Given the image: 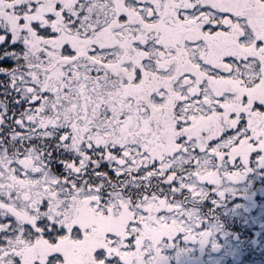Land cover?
<instances>
[{
	"label": "snow or ice",
	"instance_id": "6c2138e0",
	"mask_svg": "<svg viewBox=\"0 0 264 264\" xmlns=\"http://www.w3.org/2000/svg\"><path fill=\"white\" fill-rule=\"evenodd\" d=\"M255 171L264 0H0V264H165Z\"/></svg>",
	"mask_w": 264,
	"mask_h": 264
},
{
	"label": "rangeland",
	"instance_id": "374dc122",
	"mask_svg": "<svg viewBox=\"0 0 264 264\" xmlns=\"http://www.w3.org/2000/svg\"><path fill=\"white\" fill-rule=\"evenodd\" d=\"M242 183L243 182H241L239 185H236L232 193L242 190L241 186L244 187V184ZM242 200H243L242 196L240 197V200L238 198L235 199L233 204L236 202L237 203L231 206L235 208L234 213H236V215H239V212H238L239 207L243 206L245 210H248L247 215L245 216V218L247 219L245 226H248V225L250 226V224L256 223V224H252L253 233L255 234V237L253 238L254 243H252V246L250 247H251V251H257L256 254L261 256V258L264 260V241L261 240V238H263L264 240V207H263L264 205H262V207L255 205L250 210L247 207L248 204H246ZM230 202L232 203V200H230ZM250 211L254 212L253 215L252 213H249ZM251 215L254 217V219L251 218ZM252 220H255V221L253 222ZM220 231H223L221 225H219L218 228L213 229L212 237L210 239H206L204 243H200L199 241H185L183 240L182 236L177 237L174 241V244H173L174 246H176L179 242L183 243L184 247L186 244H193L194 242L196 243V245L194 244L196 246V250L193 252V255L191 257L184 256V258L180 260L182 261L181 263L183 264H203L204 262H206V264H226L228 259H232L233 262L237 263V260L240 259V256L244 254V253L240 254L242 250L241 249L239 250V248L241 247L240 246L241 241H237L236 239L232 240L231 238H229L227 235H225L224 233ZM217 234L220 239H223L222 241L224 242V244L228 245L229 247L228 250L225 251L223 250V248H220L219 246L220 240L214 239ZM223 242L221 243V245H224ZM262 242H263V245L260 244ZM245 247L247 248V245ZM243 250H245V248ZM220 256H224V257H220ZM257 264H264V262L260 261V262H257Z\"/></svg>",
	"mask_w": 264,
	"mask_h": 264
},
{
	"label": "trees",
	"instance_id": "16d2710c",
	"mask_svg": "<svg viewBox=\"0 0 264 264\" xmlns=\"http://www.w3.org/2000/svg\"><path fill=\"white\" fill-rule=\"evenodd\" d=\"M256 179L257 180L259 179V180L257 181ZM242 182H243L242 184H244V187L241 186L242 190L238 192H234L232 194H228L227 202L223 204L221 213L216 216V219L213 222L214 224H218L222 226L223 231H220V232L224 233L232 240L236 239L237 241H241L240 243L241 247L239 248V250L240 249L242 250L240 254L242 253L244 254L240 256V259L237 260V263L233 262L232 259H228L226 264H244L246 262L245 257H244L246 254V251L243 250L244 246L248 245L249 243H250V246H252V243H253L252 241H253V238L255 237V234L253 233L252 224H256V223H252L250 224V226L248 225L249 227L245 226L247 222V219L245 218V216L247 215L248 210H245L243 206L239 207V211H238L239 215H236V213H234L235 208H233V206L231 205H235L237 202L234 204L233 202L237 198L240 200L241 196L243 197L242 201H244L246 204L249 205V206L247 205V207L250 210L255 205H258L261 207L262 205H264V175H262L259 171H255L252 174H250L246 178V180ZM230 200H232V203L230 202ZM249 213H252L253 215L254 212L250 211ZM252 215H251V218L254 219ZM223 217H226V221L225 219H223ZM252 221L254 222L255 220H252ZM214 239L220 240L219 241L220 248H223V250L225 251L229 249L228 245L224 244V242L222 241L223 239H220L218 237V234L215 236ZM261 240L264 241L263 238H261ZM222 242L224 245H221ZM260 244L263 245V242ZM177 250H178V246H174V250L172 252L170 251L166 252L163 250V254L172 256L176 254Z\"/></svg>",
	"mask_w": 264,
	"mask_h": 264
},
{
	"label": "flooded vegetation",
	"instance_id": "af4514ba",
	"mask_svg": "<svg viewBox=\"0 0 264 264\" xmlns=\"http://www.w3.org/2000/svg\"><path fill=\"white\" fill-rule=\"evenodd\" d=\"M254 243V241H252ZM196 243L194 242L193 244H186L185 247L183 245V243H178L176 246H178V250L176 251L175 255L169 256V255H165L167 257V260L165 262V264H183L181 263L182 261H180L181 259L184 258V256H192L193 252L196 250ZM246 254H245V260L246 262L244 264H257V262L263 261L264 260L261 258V256L257 255V251H251V247L250 244L247 245V248L244 246ZM174 250V245L165 248L164 251L166 252H172ZM222 257V256H220ZM177 261V262H176ZM203 264H206V262H204Z\"/></svg>",
	"mask_w": 264,
	"mask_h": 264
}]
</instances>
